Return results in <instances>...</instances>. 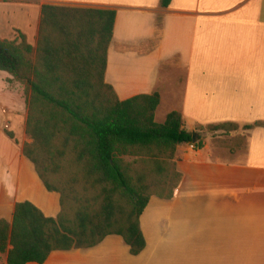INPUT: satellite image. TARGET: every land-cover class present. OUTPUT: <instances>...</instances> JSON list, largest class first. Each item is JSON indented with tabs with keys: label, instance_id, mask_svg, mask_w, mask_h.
I'll return each mask as SVG.
<instances>
[{
	"label": "crops",
	"instance_id": "obj_1",
	"mask_svg": "<svg viewBox=\"0 0 264 264\" xmlns=\"http://www.w3.org/2000/svg\"><path fill=\"white\" fill-rule=\"evenodd\" d=\"M25 4L28 17L33 14L28 25L37 28L35 44L22 33L35 48L43 4L116 9L105 81L121 101L159 92L158 123L176 110L184 127L200 136L196 126L254 125L247 129L244 159L233 152L211 158L210 137L207 143L201 137V149L181 145L182 181L172 199L151 198L140 219L147 243L140 254L112 235L94 247L55 251L43 264H264V0H172L167 7L161 0ZM0 72V220L11 223L23 201L56 218L60 195L44 187L23 154L33 141L23 84L7 83L13 77ZM0 264H7L6 253Z\"/></svg>",
	"mask_w": 264,
	"mask_h": 264
},
{
	"label": "trees",
	"instance_id": "obj_2",
	"mask_svg": "<svg viewBox=\"0 0 264 264\" xmlns=\"http://www.w3.org/2000/svg\"><path fill=\"white\" fill-rule=\"evenodd\" d=\"M116 17V9L43 4L36 48L21 32L15 41L0 37V71L13 77L7 83L31 89L26 132L33 141L23 154L60 195L56 218L23 201L11 223L0 220L7 264H43L55 251L94 247L112 235L140 254L147 245L140 219L151 198L172 199L182 181L177 146H204L199 133L193 143L181 112L156 121L159 92L121 101L105 81Z\"/></svg>",
	"mask_w": 264,
	"mask_h": 264
},
{
	"label": "rangeland",
	"instance_id": "obj_3",
	"mask_svg": "<svg viewBox=\"0 0 264 264\" xmlns=\"http://www.w3.org/2000/svg\"><path fill=\"white\" fill-rule=\"evenodd\" d=\"M28 1L29 0H0V37L2 39L9 41L19 40L20 32H23L28 35L30 43L33 45L35 44L34 37L36 36L37 28L35 29L33 25L32 27L28 25V23H34L33 14L31 13L30 17L27 15L30 8L25 2ZM0 80H4V76L1 72ZM19 91L27 101L31 94L30 86L23 84ZM165 107H173V105L166 103ZM196 128L201 130V137L204 142L207 143L206 139L210 137L213 150L211 158H216L217 154L225 156L226 153L233 152L234 154H240L241 159H244L249 136V131L244 124H238L236 128L225 126L218 130H214L211 126H196ZM6 129L8 130L9 128ZM181 147V145L177 146V160L183 158V149L181 150ZM125 159L133 162L140 158L127 156ZM30 190H34L33 193L38 195V189L33 187V189L31 188Z\"/></svg>",
	"mask_w": 264,
	"mask_h": 264
},
{
	"label": "water",
	"instance_id": "obj_4",
	"mask_svg": "<svg viewBox=\"0 0 264 264\" xmlns=\"http://www.w3.org/2000/svg\"><path fill=\"white\" fill-rule=\"evenodd\" d=\"M197 141V132L193 131V143Z\"/></svg>",
	"mask_w": 264,
	"mask_h": 264
},
{
	"label": "built area",
	"instance_id": "obj_5",
	"mask_svg": "<svg viewBox=\"0 0 264 264\" xmlns=\"http://www.w3.org/2000/svg\"><path fill=\"white\" fill-rule=\"evenodd\" d=\"M9 123H6L5 128H9ZM194 147V144L192 145Z\"/></svg>",
	"mask_w": 264,
	"mask_h": 264
}]
</instances>
